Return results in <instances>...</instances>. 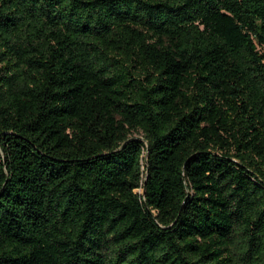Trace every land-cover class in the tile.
Instances as JSON below:
<instances>
[{"label":"trees","instance_id":"trees-1","mask_svg":"<svg viewBox=\"0 0 264 264\" xmlns=\"http://www.w3.org/2000/svg\"><path fill=\"white\" fill-rule=\"evenodd\" d=\"M0 264H264V0H0Z\"/></svg>","mask_w":264,"mask_h":264},{"label":"rangeland","instance_id":"rangeland-1","mask_svg":"<svg viewBox=\"0 0 264 264\" xmlns=\"http://www.w3.org/2000/svg\"><path fill=\"white\" fill-rule=\"evenodd\" d=\"M137 138H140V136L139 135H135ZM136 192H138V193H142V190H137Z\"/></svg>","mask_w":264,"mask_h":264},{"label":"water","instance_id":"water-1","mask_svg":"<svg viewBox=\"0 0 264 264\" xmlns=\"http://www.w3.org/2000/svg\"><path fill=\"white\" fill-rule=\"evenodd\" d=\"M144 192H145V189H143V194H144Z\"/></svg>","mask_w":264,"mask_h":264}]
</instances>
